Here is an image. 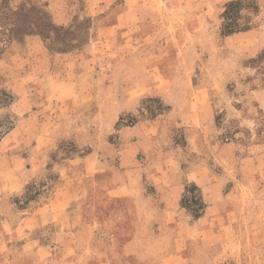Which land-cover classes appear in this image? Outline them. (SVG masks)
Returning <instances> with one entry per match:
<instances>
[{
    "label": "rangeland",
    "instance_id": "rangeland-1",
    "mask_svg": "<svg viewBox=\"0 0 264 264\" xmlns=\"http://www.w3.org/2000/svg\"><path fill=\"white\" fill-rule=\"evenodd\" d=\"M228 1L11 2L42 8L64 29L53 47H73L29 35L0 54V91L13 97L0 116L14 122L0 140V264H124L146 161L165 178L180 167L183 183L214 182L224 199L217 229L179 239L175 264H264V0L251 31L222 38ZM140 78L150 87L133 111ZM147 98L170 110L148 120ZM121 111L155 133L148 160L133 126L116 128Z\"/></svg>",
    "mask_w": 264,
    "mask_h": 264
},
{
    "label": "crops",
    "instance_id": "crops-1",
    "mask_svg": "<svg viewBox=\"0 0 264 264\" xmlns=\"http://www.w3.org/2000/svg\"><path fill=\"white\" fill-rule=\"evenodd\" d=\"M146 87L150 86L144 78L133 83V111L138 101L146 96ZM129 130L133 131L135 156L142 150L148 160L155 150L152 142L155 133H150L148 126L143 129L137 125ZM123 131L124 129L120 133ZM136 169L141 172L142 177L133 179V237L125 245L128 259L124 264H175L181 258L179 246L176 244L179 239L184 241L199 237L203 229H217L218 217L224 212L221 208L224 199L217 193L214 194L218 189L214 182L196 183L204 195L206 209L199 219L191 218L180 206L183 192L180 167L163 170L167 178L153 173L147 161L144 164L139 163ZM173 223L176 224V230L170 228ZM181 229L183 230L180 231Z\"/></svg>",
    "mask_w": 264,
    "mask_h": 264
},
{
    "label": "trees",
    "instance_id": "trees-1",
    "mask_svg": "<svg viewBox=\"0 0 264 264\" xmlns=\"http://www.w3.org/2000/svg\"><path fill=\"white\" fill-rule=\"evenodd\" d=\"M13 0H0V54H2L11 42L15 39L21 40L25 36L35 35L38 36L44 44L52 51L64 52L71 49L73 46L65 44L62 39L60 47H53L56 34L62 32L64 29L56 27L50 20L49 15L42 8L31 6L29 4L21 3L16 7L11 5ZM260 14V7L255 0H231L225 3L222 12L219 15L221 20L220 24V37L226 38L238 33H246L251 31L255 25V19ZM264 53V52H263ZM13 101L12 95L5 91H0V109L6 108L11 105ZM147 102L155 104L154 109L146 108L145 111L150 113L151 117L147 119H155L158 116L168 112L169 107L163 106L159 98H147ZM128 115H120L116 128L119 127H132L138 123V119L129 113L127 116V123H124L125 117ZM224 114H216L214 117L215 126L221 130ZM233 123V122H232ZM14 125L13 119L9 114L0 116V140L12 130ZM239 132V128L233 132L225 131L221 135L223 143H229L234 140L233 136ZM261 127L256 129V137L261 141ZM183 146H186V141L183 137ZM264 141V138L262 139ZM27 205L35 197L26 194ZM181 208L185 209L194 219H199L203 216L206 209V202L204 195L198 185L193 181L183 183V192L180 201ZM24 207H22L23 209Z\"/></svg>",
    "mask_w": 264,
    "mask_h": 264
}]
</instances>
